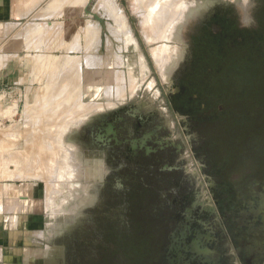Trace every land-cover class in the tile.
Masks as SVG:
<instances>
[{
    "label": "rangeland",
    "instance_id": "obj_1",
    "mask_svg": "<svg viewBox=\"0 0 264 264\" xmlns=\"http://www.w3.org/2000/svg\"><path fill=\"white\" fill-rule=\"evenodd\" d=\"M55 1L0 23V187L26 195L0 220L27 264H264L263 217L241 223L264 210V0H210L186 42L202 0Z\"/></svg>",
    "mask_w": 264,
    "mask_h": 264
},
{
    "label": "crops",
    "instance_id": "obj_2",
    "mask_svg": "<svg viewBox=\"0 0 264 264\" xmlns=\"http://www.w3.org/2000/svg\"><path fill=\"white\" fill-rule=\"evenodd\" d=\"M26 5L27 0H0V23H8L12 13L17 10L19 14ZM24 196L26 195L21 194L20 191L19 194H15V192H8L5 186L0 187V214H23L26 210ZM24 230L26 231V229ZM24 230L22 229V231ZM12 231L21 232L20 225L18 228H13L11 224L0 220V264H27L26 244H23L20 239L15 240L17 237H14L15 233L12 235ZM37 258L36 255V258L30 259V261L35 263Z\"/></svg>",
    "mask_w": 264,
    "mask_h": 264
},
{
    "label": "bare ground",
    "instance_id": "obj_3",
    "mask_svg": "<svg viewBox=\"0 0 264 264\" xmlns=\"http://www.w3.org/2000/svg\"><path fill=\"white\" fill-rule=\"evenodd\" d=\"M58 1H59V0H57V3H58V4L56 3V1H55V3H54L55 5L57 4V7L59 6V2H58ZM86 1H87V0H86ZM139 1H140V2L137 1L139 4L142 3V2H141L142 0H139ZM144 1H146V0H144ZM144 1H143V2H144ZM149 1H150V0H149ZM149 1H147V2H149ZM151 1H153V0H151ZM151 1H150V3H153V2H151ZM154 1H155V0H154ZM62 2H63V1H62ZM66 2H67V1H66ZM75 2H76V1H75ZM60 3H61V2H60ZM103 3H104V2H103ZM173 3H174V0H173ZM54 4H53V5H54ZM63 4H65V2H64ZM146 4H147V3H146ZM179 4H180V3H179ZM55 5H54V7H55ZM71 5H73V4H71ZM148 5L151 6V4H147V6H148ZM164 5H165V6H164ZM61 6H62V5H61ZM61 6H59V7H61ZM65 6H66V5H65ZM160 6H161V5H159V7H160ZM166 6H167V7H166ZM178 6H179V5H178ZM180 6H181V5H180ZM51 7H52V5H51ZM57 7H56V8H57ZM59 7H58V8H59ZM63 7H64V6H63ZM71 7H72V6H71ZM161 7H162V6H161ZM164 7H165V8H164ZM244 7H245V6L243 5V8H244ZM52 8H53V7H52ZM52 8H51V11H52V12H45V13L43 12V14H42L41 16H43V15L47 16V15L52 14V13L55 14V12H57V11H56L57 9L54 8V9H55V10L53 9V10L55 11V12H54V11L52 10ZM65 8H66V7H65ZM163 8H164V9H163ZM163 8H162V12L160 11V13H159V14H162L163 16L159 15L156 19L153 18V17H154V14H153V13H152L153 16H149V17H150V20L152 19V20H154V21H156V22L158 23V25L154 26L153 22L151 21V22H152V25L150 24V27L148 26V27L150 28V31L152 30L153 33L158 32L156 29L159 28L160 25H162V23H163L164 21H166L167 18H170V15H172V12H173V10H172V1H166V2L163 4ZM166 8H167V10H166ZM48 9H49V6H48ZM59 9H60V8H59ZM59 9H58V11H59ZM160 9H161V8H160ZM160 9H159V10H160ZM177 9H180V7H178ZM64 10H65V9H64ZM47 11H49V10H47ZM163 11H166V13H163ZM178 12L180 13V10H179ZM56 14H57V13H56ZM164 14H165V15H164ZM118 17H119V15H118ZM118 17H116V18H118ZM149 17H148V18H149ZM178 17H179V14H178L177 17H176V20L178 19ZM120 18L122 19V16H120ZM120 18H119V19H120ZM174 20H175V19H174ZM174 20H173L172 22H174ZM118 21H120V20H118ZM121 22H122V21H121ZM123 24H124V23H123ZM92 25H93V24H92ZM93 26H94V25H93ZM168 26H169V25H168ZM89 27H90V25H89ZM89 27H88V29H89ZM91 27H92V26H91ZM123 27H124V26H123ZM148 27H147V24H146V25L144 26V29H145V28H148ZM29 28H30V27H29ZM41 28H42V27H41ZM41 28H40V29H41ZM92 28H93V27H92ZM167 28H168V27H167ZM30 29H31V30H29V31L32 32L33 28H30ZM43 29H44V28H43ZM88 29H87V30H88ZM36 30H37V29H36ZM93 30H94V28H93ZM147 30H149V29H145V31L148 33V34L146 33V37H147V35L150 36L149 31H147ZM33 31H34V30H33ZM41 31H42V30H41ZM56 31H57V30H56ZM165 31H166V29H165ZM30 32H29V33H30ZM53 32H54V31H53ZM89 32H90V30H89ZM89 32H87V34H88ZM34 33H35V32H33V34H34ZM95 33H96V32H95ZM97 33H98V32H97ZM153 33H152V35L154 36L155 34H153ZM20 34H21V33H20ZM33 34H32V35H33ZM37 34H38V33H37ZM37 34H36V35H37ZM42 34H43V33L41 32V35H42ZM91 34H93V33L91 32L90 35L87 36V37H90ZM98 35H99V34H98ZM98 35H97V36H98ZM28 36H29V35H28ZM34 36H35V35H34ZM37 36H39V35H37ZM95 36H96V35H95ZM149 36H148V37H149ZM40 37H41V36H40ZM43 37H45V36H43ZM46 37H47V36H46ZM148 37H147V39H148ZM28 38H29V37H28ZM31 38H32V37H31ZM34 38H35V37H34ZM89 39H90V38H89ZM89 39H88V40H89ZM171 39H172V38H171ZM98 40H99V38H98ZM13 41H14V40H13ZM91 42H92V41H91ZM76 45H77V44H76ZM92 46H93V45H92ZM161 48H162V47H161ZM73 49H74V48H73ZM168 49H169V48H167V52H169ZM90 50H91V49H90ZM158 50H160V48H159ZM160 51H161V50H160ZM167 52H166V53H167ZM172 52H174V51H172ZM97 53H98V51H97ZM157 53H159V51H158ZM162 53H163V52H162ZM159 54H160V53H159ZM159 54H157V55L161 57V55H159ZM168 55H169V54H168ZM173 55H174V54H173ZM173 55H172L171 57H170V56H169V57H170V58H173ZM1 56H2V55H1ZM166 56H167V55H166ZM38 57H39V56H38ZM64 57H65V56H64ZM81 57H82V56H81ZM156 57H157V56H156ZM174 57H175V56H174ZM163 58H164V57H163ZM163 58L161 57L160 59H162V60H160V61L157 60V62H158V64H159L160 66L163 65V64H162V61H163V62H164V60L166 61V59L163 60ZM166 58H168V57H166ZM60 59H61V58H60ZM77 59H78V58H77ZM173 59H174V58H173ZM40 60H41V59H40ZM72 60H73V59H71V60L69 61V63L72 62ZM60 61H61V62H60L61 64H60V63L58 64V69H60V71H58V70H57V71L60 72V74H63L64 71H65V72H68V74H67V77L64 75L66 79L64 78L65 82H64V84H62L63 86L60 85L61 87H60L59 89H61V90H60L61 92H60V91H59V92L61 93V95H62L63 93H65V94H67V93L70 94L69 92H71V91L67 92V88L73 86V87H74V88H73V94H74V90H75L76 86L78 85V77H79V73H78V72H79V70H77V69H78L79 67L77 68L76 66H74L75 68H77V69H76L77 72H76V71L73 69V67H72L74 64H73L72 66H69V64H66V63H68V62H67V61H68V60H67V56H66V61H65V62L63 61V63H62V60H60ZM171 61H172V59H171ZM173 61H174V60H173ZM173 61H172V62H173ZM2 62H3V61H2ZM54 62H55V61H54ZM159 62H160V63H159ZM167 62H170V61L167 59ZM74 63H75V62H74ZM77 63H78V62H77ZM158 64H157V65H158ZM167 64L169 65V63H167ZM170 64H171V66H172L173 63L170 62ZM0 65H1V63H0ZM54 65H55V63H54ZM165 65H166V64H165ZM165 65H164V66H165ZM68 66H69L70 68H68ZM166 66H167V65H166ZM56 67H57V66H56ZM158 67H159V66H158ZM159 68H160V67H159ZM166 68H167V69H166ZM166 68H165V67H164V68H161V70H162V69H163V70L166 69V70L168 71V68L170 69L169 66H167ZM56 69H57V68H56ZM68 69H69V70H68ZM70 69H71V71H70ZM72 69H73V71H72ZM79 69H80V68H79ZM51 70H52V69H51ZM163 70H162V71H163ZM166 70H165L164 72H167ZM55 73H56V72H55ZM55 73H54V74H55ZM54 74H53V75H54ZM51 76H52V75H51ZM62 76H63V75H62ZM165 76H166V75H165ZM52 77H53V76H52ZM52 77H51V78H52ZM59 77H60V76H59ZM56 79H58V78H56ZM134 79H135V78H134ZM53 80H55V79H53ZM53 80H52V81H53ZM59 81H60V78H59ZM60 82H61V81H60ZM51 83H52V82H51ZM56 83H57V82H56ZM58 83H59V82H58ZM52 84H53V83H52ZM53 85H54V84H53ZM78 86H79V85H78ZM78 86H77V87H78ZM48 88H49V87H48ZM48 88H47V90H48ZM49 89H50V88H49ZM51 89H52V88H51ZM65 89H66V91H65ZM53 90H54V89H53ZM49 91H50V90H49ZM76 91H77V90H76ZM66 92H67V93H66ZM77 92H78V91H77ZM47 93H49V92H47ZM51 93H52V92H51ZM71 93H72V92H71ZM45 94H46V93H45ZM56 94H57V93H56ZM48 95H49V94H48ZM71 95H72V94H71ZM42 96H43V95H42ZM63 96H65V95H63ZM66 96H67V95H66ZM72 96H73V95H72ZM52 97H53V96H52ZM67 97H68V96H67ZM67 97H64V99H63V101H62L63 104L67 102ZM69 97H70V96H69ZM54 98H55V97H54ZM48 99H49V98H48ZM52 99H53V98H51V100L49 99L47 103H50V101H52ZM70 99H73V97L70 98ZM70 99L68 100L69 102H70ZM56 100H58V98H56L54 101H56ZM44 101H45V99H44ZM54 101H52V102H54ZM71 101H73V100H71ZM45 102H46V101H45ZM62 102H60V103L62 104ZM58 106H60V105H58ZM62 106H64V105H62ZM62 106H60V107H62ZM60 107H59V108H60ZM59 108L57 107V109H56L57 112H58V111H62V109H61V110H58ZM63 108H64V107H63ZM64 109H65V108H64ZM53 114H55V115L58 114V115H59V112H58L57 114H56V113H53ZM53 114H52V115H53ZM58 115H57V116H58ZM48 116H50V115H48ZM55 117H56V116H55ZM49 118H50V117H49ZM51 118H53V117H51ZM43 131H44V130H43ZM48 132H49V131H48ZM44 140H45V138H44ZM39 148H41V147H39ZM43 148H44V147H43ZM57 153H59V152H57ZM57 153H56V155H58ZM60 157H61V156H60ZM69 157H71V156H69ZM69 157L67 156V158H69ZM57 158H59V156H58ZM57 158H56V159H57ZM63 158H64V157H63ZM63 158H61V160H62ZM73 158H74V157H73ZM59 160H60V158H59ZM61 160H60V162H62ZM63 160H64V159H63ZM55 162H56V161H55ZM58 165H59V162H58ZM63 166H64V163H63ZM65 169H66V168H65ZM65 176H66V175H65Z\"/></svg>",
    "mask_w": 264,
    "mask_h": 264
},
{
    "label": "flooded vegetation",
    "instance_id": "obj_4",
    "mask_svg": "<svg viewBox=\"0 0 264 264\" xmlns=\"http://www.w3.org/2000/svg\"><path fill=\"white\" fill-rule=\"evenodd\" d=\"M202 1H203V3L201 4L199 15L196 16V19L194 20V22L186 30V32H185L186 33L185 34V41H182V42H186L187 41V37L186 36L188 34V31L193 28V26L195 25V22L197 21V19H199L203 15V13L205 12V10L207 8V4L210 2V0H202ZM241 7L242 6L240 5L238 7V9L240 10V13L242 14V23L245 24L246 23V19H245L246 18V13H245L244 10H242ZM131 146H132L133 149H136L135 144H132ZM255 187H256L255 188L256 191H255V196H253V198L254 199L255 198H257V199L258 198H263L264 191L261 190L259 184H257ZM247 208H248L249 211L248 210H246V211L243 210L242 211V214H243L242 215L243 218H242V221H241L242 224H245V225H247L249 227H252L254 224H256L255 222L261 220L259 218V215H261L263 217L262 219L264 221V210L260 211L259 209H257L256 205L248 206ZM239 222H240V220H239Z\"/></svg>",
    "mask_w": 264,
    "mask_h": 264
}]
</instances>
